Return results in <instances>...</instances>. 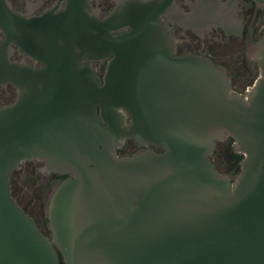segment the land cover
Wrapping results in <instances>:
<instances>
[{
    "label": "water",
    "instance_id": "1",
    "mask_svg": "<svg viewBox=\"0 0 264 264\" xmlns=\"http://www.w3.org/2000/svg\"><path fill=\"white\" fill-rule=\"evenodd\" d=\"M130 11L104 39L103 82L78 62L2 71L17 98L0 105V264H264V38L239 93L209 58L175 55L148 2ZM229 136L233 178L210 158ZM128 139L143 148L119 155ZM26 160L66 175L45 199L50 237L11 194Z\"/></svg>",
    "mask_w": 264,
    "mask_h": 264
},
{
    "label": "flooded vegetation",
    "instance_id": "2",
    "mask_svg": "<svg viewBox=\"0 0 264 264\" xmlns=\"http://www.w3.org/2000/svg\"><path fill=\"white\" fill-rule=\"evenodd\" d=\"M142 2L160 13L175 55L209 58L227 70L239 93L255 82L260 66L250 53L251 46L264 38V0H0V105L17 98L16 85L2 71L21 64L45 68L51 62L67 67L78 62L94 67L103 82L114 54L106 49L104 39L131 30L126 15L140 9ZM116 8L124 17L109 26L106 20ZM228 139L216 142L210 158L220 172L231 175ZM142 148L128 139L116 151L134 154ZM9 176L16 202L50 237L45 199L51 185L66 175L46 173L43 162L26 160Z\"/></svg>",
    "mask_w": 264,
    "mask_h": 264
},
{
    "label": "trees",
    "instance_id": "3",
    "mask_svg": "<svg viewBox=\"0 0 264 264\" xmlns=\"http://www.w3.org/2000/svg\"><path fill=\"white\" fill-rule=\"evenodd\" d=\"M232 142H233V138L231 136H229L228 141L226 142V149L229 151L230 156L232 157V162L229 165V170L231 171V175H234L235 173L239 172L240 170V162L243 158V154L240 152H235L232 149ZM62 175V174H61ZM64 176V175H62ZM59 254V258H60V264H65L63 262L62 256L61 254L58 252Z\"/></svg>",
    "mask_w": 264,
    "mask_h": 264
}]
</instances>
